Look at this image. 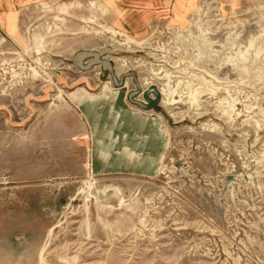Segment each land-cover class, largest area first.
Segmentation results:
<instances>
[{
  "label": "rangeland",
  "instance_id": "374dc122",
  "mask_svg": "<svg viewBox=\"0 0 264 264\" xmlns=\"http://www.w3.org/2000/svg\"><path fill=\"white\" fill-rule=\"evenodd\" d=\"M142 5L0 0V264H264V0Z\"/></svg>",
  "mask_w": 264,
  "mask_h": 264
},
{
  "label": "crops",
  "instance_id": "0c3cea01",
  "mask_svg": "<svg viewBox=\"0 0 264 264\" xmlns=\"http://www.w3.org/2000/svg\"><path fill=\"white\" fill-rule=\"evenodd\" d=\"M141 1H143L144 3V5L140 6L141 8H152V7L156 8V7H159L161 3L165 4L166 2V0H141Z\"/></svg>",
  "mask_w": 264,
  "mask_h": 264
},
{
  "label": "bare ground",
  "instance_id": "6f19581e",
  "mask_svg": "<svg viewBox=\"0 0 264 264\" xmlns=\"http://www.w3.org/2000/svg\"><path fill=\"white\" fill-rule=\"evenodd\" d=\"M178 18H180V22L182 23V24H185V23H187V20H186V18H185V14H184V12H181L180 13V15L178 16ZM92 22V21H91ZM121 34V33H120ZM120 34H118V35H120ZM122 35V34H121ZM132 41V40H131ZM261 52H262V50H261ZM242 60V59H241ZM244 61V60H243Z\"/></svg>",
  "mask_w": 264,
  "mask_h": 264
}]
</instances>
